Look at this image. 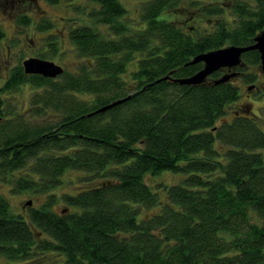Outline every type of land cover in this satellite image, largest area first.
I'll return each instance as SVG.
<instances>
[{
	"label": "trees",
	"instance_id": "obj_1",
	"mask_svg": "<svg viewBox=\"0 0 264 264\" xmlns=\"http://www.w3.org/2000/svg\"><path fill=\"white\" fill-rule=\"evenodd\" d=\"M137 1L134 29L120 0H85L91 22L68 38L92 63L53 78L19 65L0 87L32 90L24 111L0 97V182L12 193L49 192L25 218L0 194V256L56 250L64 264H264V125L245 109L218 123L240 97L238 77L263 73L260 54L243 53L226 82L213 81L227 68L197 85L174 81L202 68L187 64L200 53L252 44L264 30V0ZM50 24L41 18L36 28ZM67 169L81 172L77 192L62 194L69 209L57 213L50 191ZM163 170L181 176L152 190L144 179Z\"/></svg>",
	"mask_w": 264,
	"mask_h": 264
},
{
	"label": "rangeland",
	"instance_id": "obj_2",
	"mask_svg": "<svg viewBox=\"0 0 264 264\" xmlns=\"http://www.w3.org/2000/svg\"><path fill=\"white\" fill-rule=\"evenodd\" d=\"M127 9V16L132 28H138L141 25L140 4L137 0H120ZM89 6L85 0H59L56 3H50L47 0H0V29L4 31V38L0 40V87L3 85L13 68L22 66V61L29 58H41L53 61L62 66L66 71L76 72L79 66L92 63L93 59L79 56L75 51L73 44L68 38V30L75 24L91 22L87 17ZM20 14H26L31 18L29 26L17 25L15 17ZM46 18L50 21L49 27L44 30L36 28V24ZM24 27V28H23ZM56 43V50L51 51L48 42ZM258 71V70H257ZM236 85L239 84L240 97L235 103L227 108V112L222 116L218 123L231 121L233 111L245 109L246 112H255L257 119L264 125V73H259L253 82H245L244 77H238ZM258 84L259 91L248 89L251 84ZM30 91L29 85L22 87L15 92H0V97L24 111L28 107ZM5 109V108H4ZM81 172L74 169H67L61 177V183L53 188L50 193H55L56 200L51 205L55 212H66L69 207L61 199L62 194H74L79 182L78 177ZM147 176L146 182L151 184L152 190L158 188L152 184L164 181L170 185L177 181L180 173L163 170L157 175ZM0 194L9 202L12 214H22L25 218L29 207L40 206L48 193L33 194L31 192L12 193L8 184L0 182ZM31 203L28 204L27 202ZM155 209H145L141 216H147ZM26 213V214H25ZM64 264V256L56 250H48L44 253L34 254L31 257L12 260L7 262L0 256V264Z\"/></svg>",
	"mask_w": 264,
	"mask_h": 264
},
{
	"label": "water",
	"instance_id": "obj_3",
	"mask_svg": "<svg viewBox=\"0 0 264 264\" xmlns=\"http://www.w3.org/2000/svg\"><path fill=\"white\" fill-rule=\"evenodd\" d=\"M253 43L250 45L237 46V45H229L223 48L214 49L211 51H207L204 53H200L192 58V60L188 61L187 64H195L198 62H202L203 66L198 71H195L194 74L174 79L179 84L184 85H197L203 83L215 71L227 68L228 72L216 78L213 82L215 84H219L222 82H226L237 75L236 71H232L237 66L242 64V54L250 51L257 50L260 54V68L264 73V30L258 33L255 37H253ZM22 67L26 74H39L44 77H56L63 72V67L59 64H56L53 61H49L46 59L29 57L22 61ZM230 70V71H229ZM254 85L248 86V89H253ZM126 98L118 99L113 101L112 103L101 107L97 111H103L108 107H112L118 103H121ZM28 204L31 202L28 201Z\"/></svg>",
	"mask_w": 264,
	"mask_h": 264
},
{
	"label": "flooded vegetation",
	"instance_id": "obj_4",
	"mask_svg": "<svg viewBox=\"0 0 264 264\" xmlns=\"http://www.w3.org/2000/svg\"><path fill=\"white\" fill-rule=\"evenodd\" d=\"M1 31H3V30H1ZM4 32V31H3ZM48 45V44H47ZM49 47V46H48ZM254 85V90H256V91H259V89H260V87L258 86V84H253Z\"/></svg>",
	"mask_w": 264,
	"mask_h": 264
}]
</instances>
